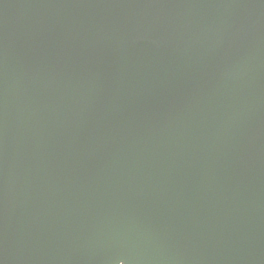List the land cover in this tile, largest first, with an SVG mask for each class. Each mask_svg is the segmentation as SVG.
Listing matches in <instances>:
<instances>
[{"label":"water","instance_id":"1","mask_svg":"<svg viewBox=\"0 0 264 264\" xmlns=\"http://www.w3.org/2000/svg\"><path fill=\"white\" fill-rule=\"evenodd\" d=\"M0 264H264V0H0Z\"/></svg>","mask_w":264,"mask_h":264}]
</instances>
